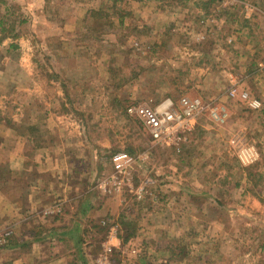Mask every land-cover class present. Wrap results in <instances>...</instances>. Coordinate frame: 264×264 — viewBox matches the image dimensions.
I'll return each mask as SVG.
<instances>
[{
	"label": "rangeland",
	"instance_id": "rangeland-1",
	"mask_svg": "<svg viewBox=\"0 0 264 264\" xmlns=\"http://www.w3.org/2000/svg\"><path fill=\"white\" fill-rule=\"evenodd\" d=\"M5 1L1 116L69 119L64 137L82 145L68 166L87 167L89 190L117 203L87 235L91 253L114 223L111 264H264V0ZM234 84L260 109L228 99ZM182 97L215 100L228 118H201L175 150L126 114ZM117 152L136 158L133 187L108 197L98 185Z\"/></svg>",
	"mask_w": 264,
	"mask_h": 264
},
{
	"label": "crops",
	"instance_id": "crops-1",
	"mask_svg": "<svg viewBox=\"0 0 264 264\" xmlns=\"http://www.w3.org/2000/svg\"><path fill=\"white\" fill-rule=\"evenodd\" d=\"M21 113L11 121L0 113V264H93L101 248L92 254L86 237L98 221L114 218L117 203L89 190L95 175L87 167L68 166L71 150L82 143L65 139L66 116ZM56 204L61 212L46 215ZM107 242L120 246L117 238Z\"/></svg>",
	"mask_w": 264,
	"mask_h": 264
},
{
	"label": "built area",
	"instance_id": "built-area-1",
	"mask_svg": "<svg viewBox=\"0 0 264 264\" xmlns=\"http://www.w3.org/2000/svg\"><path fill=\"white\" fill-rule=\"evenodd\" d=\"M264 68L262 64L259 65ZM228 99L245 104L250 110H258L261 103L253 98L248 92L238 86L232 85L228 89ZM126 114L140 121L142 127L148 134L154 146L180 149L186 145L190 136L197 128L201 118L207 116L214 123L220 124L227 120V109L222 105H217L215 100L204 101L201 98L182 97L177 101L164 99L155 106L135 105L126 108ZM235 141L233 140L232 143ZM247 155L240 152V158ZM242 160V161H245ZM136 158L125 152H117L111 157V171L98 185V189L108 197L121 195L123 191L133 187V174ZM143 187H138L135 194L140 198ZM59 214L61 205L56 204L53 211H46L45 214ZM108 221H103L102 225H108ZM108 239H116L118 226L110 223L108 228ZM2 242L3 239H0ZM113 245L105 242L102 245V254L97 260L98 264H111L110 257L113 253Z\"/></svg>",
	"mask_w": 264,
	"mask_h": 264
},
{
	"label": "trees",
	"instance_id": "trees-1",
	"mask_svg": "<svg viewBox=\"0 0 264 264\" xmlns=\"http://www.w3.org/2000/svg\"><path fill=\"white\" fill-rule=\"evenodd\" d=\"M1 9H4L5 12L9 11V7L5 0H0V39H4L13 32V26L6 20L8 13L2 14Z\"/></svg>",
	"mask_w": 264,
	"mask_h": 264
}]
</instances>
